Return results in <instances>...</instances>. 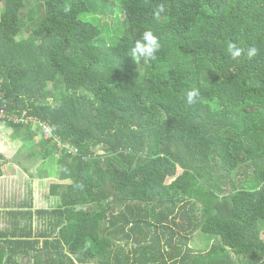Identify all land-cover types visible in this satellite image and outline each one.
Masks as SVG:
<instances>
[{
  "label": "trees",
  "instance_id": "obj_1",
  "mask_svg": "<svg viewBox=\"0 0 264 264\" xmlns=\"http://www.w3.org/2000/svg\"><path fill=\"white\" fill-rule=\"evenodd\" d=\"M2 3L3 124L51 169L3 207L0 264H264V0ZM83 14L126 28L99 44ZM147 30L156 58H132ZM36 177L58 208L36 207Z\"/></svg>",
  "mask_w": 264,
  "mask_h": 264
},
{
  "label": "rangeland",
  "instance_id": "obj_2",
  "mask_svg": "<svg viewBox=\"0 0 264 264\" xmlns=\"http://www.w3.org/2000/svg\"><path fill=\"white\" fill-rule=\"evenodd\" d=\"M0 6L2 7L3 3L0 4ZM81 19L88 21V22L99 27V29L101 30V33H102L101 37H99L96 41V43H99V44H113V43L117 42L121 38V36H122V34L126 28V19L124 16L122 17V23L125 21V24L120 25V26L115 25V24H117V21H116L114 16L107 19L109 25L105 24L102 21L101 17H97V16H94L91 14H83L81 16ZM52 88H53V84L52 83L48 84L47 92H50L52 90ZM10 132H11L10 128L6 127L4 129L3 139L5 140L6 145L7 144L9 145V146L8 145L7 146L9 147L11 153H13V155H14V152H18V151L21 152L24 149H21L22 148V141H20V140L14 141L12 139V136H10ZM24 147L28 148V142L24 143ZM31 147L28 148V151H31ZM25 150L27 151V149H25ZM15 160L16 159L14 158L13 161H11L7 164H4V166H3L4 168H2L4 175L12 170V169H9L10 164L13 163ZM54 172H56V170H54ZM252 172H253L252 170H248V171H246V174L252 175L253 174ZM177 173H178V175H181L183 173V171L181 169H178ZM24 177H26V176H23V178ZM112 177H113V175H112ZM19 179L20 180L18 181V184H15V189H18V192H20L23 188H25L24 191L27 192V183L22 179V176ZM172 181H173V178H170L167 182L171 183ZM51 183H52V179L44 180V182L35 179L32 187H35V189H38L37 190L38 192H36V194L34 193V195L36 197V199L34 198V200H35L34 204H36L37 208H40V209L41 208H45V209H56V208H58L59 200H55V199L50 198V197L47 198L48 197V187H49V185H51ZM30 197L31 196L28 194H25V195L23 194V196H21L17 200L19 203H21L23 201L25 202L26 200L30 199ZM8 224L9 223L7 222L6 218H4V217H2V219L0 218V229L1 230L11 229V225L9 226ZM212 244H213V237L212 236H209V235H206L202 232H199L194 237L191 245L196 250L207 251L210 249Z\"/></svg>",
  "mask_w": 264,
  "mask_h": 264
},
{
  "label": "crops",
  "instance_id": "obj_3",
  "mask_svg": "<svg viewBox=\"0 0 264 264\" xmlns=\"http://www.w3.org/2000/svg\"><path fill=\"white\" fill-rule=\"evenodd\" d=\"M9 127L8 125H4L0 123V155H4V159H2V164H7L16 159L13 163L10 164V168L12 169L10 172L6 173L2 178H0V214L5 213V210H2L3 207H6V204L15 203L17 199H19L23 194L25 195V191L23 188L20 192L18 189H15V184H18L19 178L22 176H28L30 173H34L39 175L40 169H49L51 164L46 160L42 159L41 154H39L38 147H35L34 150L28 151L27 148L24 147V137L28 135V133L21 132L18 139H15L18 136V133H15L14 129L10 128V136L14 141L20 140L22 141V148L24 149L21 152L11 153L9 149V145L7 146L5 140L3 139L4 129ZM15 135V136H14ZM14 136V137H13ZM35 141H39V138H34ZM27 149V151L25 150ZM13 155V156H12ZM9 165V164H8ZM4 168V167H3ZM14 169V170H13ZM51 169V168H50ZM54 169V168H52ZM29 170V171H28ZM40 177V176H39ZM36 177L37 180L44 182V180L48 179H40ZM53 179V178H49ZM38 189H35V194ZM3 216H0L2 219Z\"/></svg>",
  "mask_w": 264,
  "mask_h": 264
},
{
  "label": "clouds",
  "instance_id": "obj_4",
  "mask_svg": "<svg viewBox=\"0 0 264 264\" xmlns=\"http://www.w3.org/2000/svg\"><path fill=\"white\" fill-rule=\"evenodd\" d=\"M163 5L160 6L159 11H163ZM160 43L159 38L151 31L147 30L142 33V37L135 41L134 47L131 49L132 58H146L154 60L155 53L159 50ZM242 49L237 47L233 43L228 44V52L230 53L233 59L239 58L242 54ZM257 53L256 48H250L248 51L249 57L255 56ZM200 97V91L197 88H190L186 92V102L188 104H194ZM4 123V122H0ZM61 146V145H60Z\"/></svg>",
  "mask_w": 264,
  "mask_h": 264
},
{
  "label": "built area",
  "instance_id": "obj_5",
  "mask_svg": "<svg viewBox=\"0 0 264 264\" xmlns=\"http://www.w3.org/2000/svg\"><path fill=\"white\" fill-rule=\"evenodd\" d=\"M6 104H7V102L4 99V95L3 94H0V122L5 121V119L14 120L13 117H11V116L8 115L9 112L6 109ZM33 120L34 119L31 118L30 122H33ZM21 121H22L23 124L24 123H28V121H25L24 120V117L22 118ZM39 123H42V122H39ZM67 148H69V147H67Z\"/></svg>",
  "mask_w": 264,
  "mask_h": 264
}]
</instances>
